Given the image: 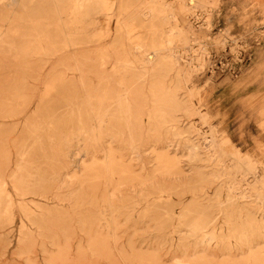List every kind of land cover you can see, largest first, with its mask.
<instances>
[{"label":"rangeland","instance_id":"374dc122","mask_svg":"<svg viewBox=\"0 0 264 264\" xmlns=\"http://www.w3.org/2000/svg\"><path fill=\"white\" fill-rule=\"evenodd\" d=\"M32 5L49 20L28 40L45 46L61 16L52 0ZM63 18L70 34L98 36L84 53L115 50L134 70L111 78L107 127L88 130L72 97L43 98L18 71L26 39L0 21V80L26 83L0 111V173L27 194L8 180L0 264H264V0H117L95 24Z\"/></svg>","mask_w":264,"mask_h":264},{"label":"bare ground","instance_id":"6f19581e","mask_svg":"<svg viewBox=\"0 0 264 264\" xmlns=\"http://www.w3.org/2000/svg\"><path fill=\"white\" fill-rule=\"evenodd\" d=\"M45 1L48 2V0H9L7 4L0 6V21L9 22L11 26L10 32L12 34H15V38L19 37L26 39V41L24 42L25 45L20 49L19 57L17 59L15 58L16 63L20 65V70L18 71L27 74L29 78L34 81V83L43 87V95L41 96L43 98H47L51 94H58L61 96V94L64 92L67 96L72 97V100L75 101L73 105L76 108L79 107L80 109L79 112L81 113L82 117L80 121H84L83 123L84 125H86L88 130L93 129V122L97 124L96 128L98 130L104 129L105 127H107V124L109 122L108 118L111 113L110 109L113 105L110 104L107 108V101L111 99L110 93L107 92V85L111 78H116L117 76H120L121 73H128V71L131 70L133 71V63H131L129 59H126L127 57L118 58L116 56L117 54L114 53L115 50L114 52L112 51L115 55L113 53L111 54L106 52V50L103 52L97 51L94 54L84 53L82 50V46L86 43H95L98 36L91 35L90 37L86 38V36H84L85 33H83L80 27H76L77 32L75 35L70 34V29L66 28L63 16L77 18L78 25H80L83 20H86V18H91L92 23L95 24L97 16L99 15L104 17L107 16L109 19V16L111 15V12L117 0H95L96 3L94 4L95 7H93L94 10L92 9L93 13H85V10H82V6L79 5L80 0H73L74 2L71 4L72 6L69 7H65L61 0H52L54 2L55 11L59 16H61L60 19L63 26L55 32H53L52 30L50 31L51 34L44 39L45 46L40 44L35 45V43H30L31 41H29L28 39L35 38L38 43V41L42 39V35L39 34L37 28L40 27L44 29L48 27L46 21H48L49 19L47 18V16L45 17L43 15V12L41 11L42 7L41 9H38L40 11H36L33 10L32 4L34 2H37V4L38 2L44 3ZM50 25H54V22H49V26ZM68 48L75 49L73 57L55 63L52 69L48 73H45L46 67L50 64L51 58L58 56L62 51ZM150 55L156 54L155 52H151ZM44 56H47L49 59L47 61L42 58L40 60H36V58ZM111 57L116 58V63L112 67V70L108 72ZM149 60L154 61L155 56L149 58ZM43 72L45 73L44 77H42ZM16 74L19 73L16 72ZM78 74L79 77L77 76ZM95 81L98 83H94ZM24 82L25 81L19 79V77H16L15 80L8 82L0 80V111L3 110V108H6L7 110V105L9 104L17 107V104L21 99V92L26 88V83ZM140 92L141 90L130 92L129 88H127V93L130 94V96H135L134 98L142 95ZM163 97L161 98L162 100L164 99ZM160 101L158 102L161 104ZM163 104L166 105L165 102ZM163 104H161L160 106L156 105V109L158 111H163ZM83 130L84 128H82V125L78 123L77 127L72 133V136L76 135L77 137H84L85 133ZM63 131L66 133L68 131V127L63 129ZM66 142L67 140L65 137V139L60 142L61 146H66ZM4 148L6 147L0 145V153ZM53 164L55 166L51 169V172L53 175H58V171H60V168L57 158L54 159ZM8 180L11 181V184L13 185L14 190L19 195V197L27 194L24 192L23 195L20 194L21 189L19 190V183L17 182L16 176L13 173L9 178L4 177L0 173V218L7 217L8 219H11L13 212V202L7 192ZM31 184L32 183H26L28 187H30ZM35 186L44 187L45 184L43 182H40L38 184H34V187Z\"/></svg>","mask_w":264,"mask_h":264}]
</instances>
